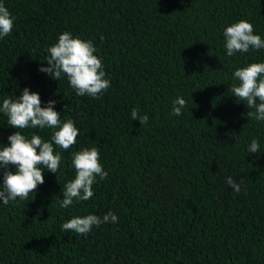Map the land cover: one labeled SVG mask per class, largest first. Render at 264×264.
Segmentation results:
<instances>
[{"label": "trees", "instance_id": "obj_1", "mask_svg": "<svg viewBox=\"0 0 264 264\" xmlns=\"http://www.w3.org/2000/svg\"><path fill=\"white\" fill-rule=\"evenodd\" d=\"M0 3L14 18L0 38V108L28 88L79 129L68 150L53 145L57 173L44 169L27 200L0 201V264H264V121L248 119L231 92L234 71L264 62V49L230 57L223 35L247 20L264 40V0ZM64 32L97 49L110 80L98 98L39 70ZM177 97L186 101L180 116L172 114ZM133 108L148 115L146 125L132 120ZM7 120L0 111V148L16 131ZM17 131L51 141L54 129ZM253 139L259 153H248ZM92 147L108 176L96 177L91 199L62 208L72 156ZM109 211L118 222L86 236L62 231L71 218Z\"/></svg>", "mask_w": 264, "mask_h": 264}, {"label": "clouds", "instance_id": "obj_2", "mask_svg": "<svg viewBox=\"0 0 264 264\" xmlns=\"http://www.w3.org/2000/svg\"><path fill=\"white\" fill-rule=\"evenodd\" d=\"M13 20L9 10L0 3V38L11 34ZM223 35L224 47L230 57L237 52L248 53L250 49H264V40L260 35L254 34L253 25L247 20H240L227 26ZM47 51L48 67H41L39 70L57 81L61 79L62 74L65 75L78 96L98 98L110 87V80L105 78L102 61L94 54L97 49L91 41L64 32ZM233 79L238 83L232 84L231 92L239 102H246L247 118L264 121V62L237 68L233 73ZM55 103L54 100H50L45 107H41L39 94L30 92L28 88H24L16 99L3 100L0 111L8 117L7 123L10 127L16 129L8 136L10 144L0 148V170L3 172L4 188L0 190V201L3 204L7 205L17 198L27 200L29 194L34 193L37 186L44 183V169L57 173L62 156L54 151V144L68 150L76 143L79 129L71 119L61 122L60 112L54 110ZM185 107V99L177 97L173 101L172 114L180 116ZM131 118L139 120L141 125H146L149 120L147 114L141 115L136 108L132 109ZM28 128L54 129L51 141H44L37 134H32L29 139L21 131H17ZM259 152V141L253 139L248 146V153ZM72 164L76 174L75 178L64 186L63 199L60 201L62 208L71 206L74 199L78 201L91 199L94 195L92 186L97 182L96 177L104 180L108 176L100 163V153L95 147L74 153ZM10 166L15 170H9ZM226 183L235 192H240V183L231 176L227 177ZM107 222L116 223L118 217L111 211L102 218L94 214L76 216L62 225V231L86 236L93 226L98 227Z\"/></svg>", "mask_w": 264, "mask_h": 264}]
</instances>
